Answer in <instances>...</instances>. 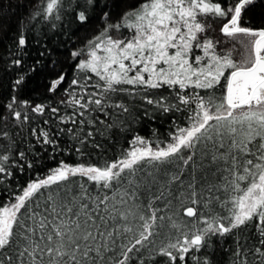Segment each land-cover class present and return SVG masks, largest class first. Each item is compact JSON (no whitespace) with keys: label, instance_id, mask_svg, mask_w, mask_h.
Returning a JSON list of instances; mask_svg holds the SVG:
<instances>
[{"label":"snow or ice","instance_id":"snow-or-ice-1","mask_svg":"<svg viewBox=\"0 0 264 264\" xmlns=\"http://www.w3.org/2000/svg\"><path fill=\"white\" fill-rule=\"evenodd\" d=\"M62 9L72 10L80 25L94 17L102 24L86 53H71L75 72L86 74L63 90L68 98L60 103L73 113L59 116L58 106L22 99L38 69L17 58L9 65L19 70L13 94L0 110L5 128L14 120L12 127L23 130L30 113L50 109L59 124L74 127L32 128L36 142L58 151L56 137L67 133L75 153L90 156L87 149L102 148L98 136L114 139L115 129L128 130L124 121L108 122V109L120 110L117 117L129 112L112 94L161 89L174 99L160 93L145 95V102L162 113L187 112V123L173 121L163 140L155 133L151 142L133 136L103 166L60 161L19 191L0 190L9 195L7 203L0 199V264H148L153 257L163 258L153 264H219L212 258L218 247L229 254L228 264H264V27L242 26L257 10L264 19V0H46L33 19L59 21ZM216 22L223 37L247 38L241 60L217 53L220 41L210 36ZM26 45L21 31L17 56ZM93 76L98 82L89 84ZM66 80L57 73L45 91L54 96ZM0 141H7L0 143L4 186L17 170L33 169L34 160L13 150L12 132L0 130ZM165 221L174 233L157 246ZM229 238L232 247H224Z\"/></svg>","mask_w":264,"mask_h":264},{"label":"rangeland","instance_id":"rangeland-1","mask_svg":"<svg viewBox=\"0 0 264 264\" xmlns=\"http://www.w3.org/2000/svg\"><path fill=\"white\" fill-rule=\"evenodd\" d=\"M46 0H41L37 9L32 12V20H31V27L29 28V32L26 36L27 39V45L25 49L21 50L23 52V57L21 58L24 61V64L26 65V62L30 59H39L38 61L40 64L43 63V48H45L46 44H49L51 42H54L55 40L60 39L63 35L69 36L75 34L76 30L79 28L80 24L78 21L74 20L75 13L72 10H63L61 11L62 19L57 21L54 18L50 21L44 20L42 14L36 15L35 19H33V16L35 13L39 12L43 6ZM64 3L67 4L68 0H64ZM53 24H55V27H53ZM261 28V27H257ZM127 31V30H124ZM99 33V32H98ZM113 36H116L117 33L113 32ZM75 37L77 34L74 35ZM93 38H81L78 37L76 41L73 43V51L77 50H84L86 48V45L90 40ZM238 40L246 41L247 38L240 37ZM244 52L245 48L244 45L241 43ZM87 51V48H86ZM84 50V52L86 53ZM216 51L218 54H227L226 51L220 46H217ZM72 53V52H71ZM246 53V52H245ZM71 57V54H70ZM85 56H81L78 59H84ZM76 64V61H74L72 58L70 59L69 65L67 67V70L65 71L67 75L66 82L61 86V90L53 97V99L49 100V98L45 95V88L46 85L50 82V78L53 77L47 70L46 65L42 64V66H38L37 72V81L35 84V89L28 93V99L31 101L32 104L36 103H42L45 105H55L58 106L60 109L59 116H64L68 114L73 113V109L71 107H67L64 104L60 103L61 99H67L66 93L63 91L64 89H68L70 85V81L75 78L76 76H79L83 78L86 74L85 73H76L74 70V66ZM90 75V74H88ZM83 83V79L81 80ZM97 78L92 77L91 81H89V84L97 83ZM129 87V86H124ZM71 91H74L76 93L80 92L79 87H74L70 89ZM92 88H89L88 91H92ZM163 93L165 97H169L171 99H174V97H170V94L168 90L161 89L159 92L156 90H150L149 92H145L141 90L139 94H137L135 97L128 93H117L112 94L114 101H122L124 102L128 108V113H122L118 117L115 115L116 112H119L120 110L117 109H108V111L113 113V116L108 119L109 123L115 122L119 124L121 121H124L125 125L128 126V130L124 131V134H119V129L114 130V139H102L101 137H97L98 140H101L102 148L99 150L89 148L87 149V152L91 153V155H85L80 156L77 153H75L74 149L71 150V153L62 151V146L67 144L68 142L72 145L73 141L69 138V135L67 133H64L62 135H59L56 137L57 142L60 145V149L58 151H52V147L48 145L42 146L41 144L36 142V138L32 136L31 129L32 128H44L46 130H50L52 133H56L58 131V128H71L74 127L73 124H59L58 117L56 119H53L52 113L50 112V109L45 112L43 116L36 115L34 113H30L32 116V120L30 123L25 124L23 126V130H21L19 127L13 128L12 125L15 124L14 120H11L8 125L11 130L15 131V133H19L16 136L18 137L19 142L16 143L14 151L16 150H23L27 153H30L32 155H36L37 153L48 154L52 157V160L50 161L49 165H47L46 168H54L58 166L60 161H64L67 164L75 165L79 163H85V164H93L97 166H103V160L100 159H107L98 156L97 154L99 151L103 153L104 151H107L108 153H114L115 152V145H117L116 148V154L113 155V158L109 159H115L117 158L121 150H125L127 147V141L130 137H133L135 135H140L141 137L145 138L149 142H151L154 139L153 133H155L156 137H159L161 140H163L165 137L169 136V132L171 131V128L173 125V121H175L177 124L181 125L183 122H187V112H168V113H162L159 109L155 108L153 105H148L143 97L145 95L150 96V98L158 99L159 94ZM24 98V99H25ZM23 99V96H22ZM26 98V100H28ZM22 112L23 109H20ZM79 111L78 109L76 110ZM148 113L145 115V113ZM101 118H103L101 116ZM77 119H80L79 116H77ZM86 119V118H85ZM45 120H49V124H44L43 122ZM1 122H4L2 119ZM157 123V125H153L154 128L149 129L148 126L150 123ZM99 127L103 128L104 125H99ZM170 127V129L168 128ZM68 141V142H67ZM117 141V143H116ZM65 142V143H64ZM0 143H7V141H2ZM107 155V154H106ZM112 156V155H111ZM39 169H30L23 173H20L19 170H17L16 175L8 182H6V185L0 186V190H2L4 193H10L11 191H19V189L22 186H25L27 182L32 180L34 177L38 176ZM111 195V193H109ZM0 199H2L5 203L9 199V195H0ZM179 201H174L173 207H176L179 205ZM162 206V204H161ZM161 215H165L166 213H160ZM176 219V217H174ZM189 218L183 217V220H188ZM159 223V222H158ZM167 221L164 222L165 227L161 229V236H159L157 239V246H159L160 241L165 239V236L169 232H173L174 230L169 229L167 225ZM224 247L231 248L232 247V241L229 238L227 242L224 244ZM148 252L145 250V256L147 257ZM199 255V254H197ZM215 262H219V264H228L229 261V254L224 252L222 248H217L216 255L212 257ZM156 259H163L160 257H153V260H150L148 264H153L154 260ZM189 264L191 262L189 261Z\"/></svg>","mask_w":264,"mask_h":264},{"label":"trees","instance_id":"trees-1","mask_svg":"<svg viewBox=\"0 0 264 264\" xmlns=\"http://www.w3.org/2000/svg\"><path fill=\"white\" fill-rule=\"evenodd\" d=\"M40 1L41 0H0V110L6 111L3 106L8 102V99L13 94L10 90V84L11 81L16 78V74L19 71L17 69L10 68V62L17 58L21 59L23 57V55H16V37L20 34L21 31H23L24 34H26L27 36L29 32L28 30L31 27L32 12L37 9ZM242 26L251 28L264 27V19L261 18L260 10H257L255 14L250 13L248 17H246L245 20L242 22ZM101 27L102 24L99 20V17H94L90 21V23L79 26V28L75 32V34H77L76 37L74 36L75 34L69 36L63 35L60 39L46 44L45 48H43L42 50L44 56L42 64L46 65L48 72L52 76H55L57 73L60 72L65 73L71 59L70 54L73 51V43L76 41V39L78 37L94 38L100 31ZM210 36L213 39H219L220 43L217 46L222 47L224 51H226V53L231 51L232 58L234 60L239 61L246 55L241 45V42L238 39L235 41L229 40L219 33V22H216V31L210 32ZM84 50L86 51V48ZM38 60V58L28 60V62H26L25 68H30L32 66L38 68V66H42V64L36 63ZM37 78V72L32 73L30 75L25 85V88L21 93V98L23 96L24 99L25 95H28V93L35 89ZM191 91L192 90L189 89V92ZM45 95L49 98V100H52L53 97L57 94L53 96L52 94L47 93L45 91ZM26 98L28 99V96H26ZM186 116H188V114ZM4 123L5 122L0 121V130L12 132L13 139L16 141V143H18L19 140L16 136L15 131L11 130V128H9V125L7 128H5ZM186 123L183 122L180 126H185ZM153 125H157V123L151 122L148 128H154ZM168 128L170 129V127ZM171 131H174V126H172ZM119 134H124V132L119 131ZM131 138L132 137H130L127 141L128 145L125 149L129 147V141L131 140ZM71 146L72 145L69 142L62 146L63 153H71V150H73ZM114 148L115 152L112 154L108 153L107 151H104L103 153L99 151V153L97 154L98 156H104L105 158L107 157V159L100 160H103L104 162H110L117 159L120 155L115 159H109L113 158V155L116 154V152L118 151H116V148H118L117 145H115ZM47 153L44 154L42 153V151L38 155H32L30 153H27L28 157L34 160V168L39 169L40 171V174L38 176L46 175L51 169L46 168L52 160V157L50 155L48 156ZM38 176L34 177L33 179H36Z\"/></svg>","mask_w":264,"mask_h":264}]
</instances>
